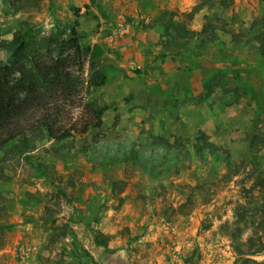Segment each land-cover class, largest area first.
Returning a JSON list of instances; mask_svg holds the SVG:
<instances>
[{"label":"rangeland","instance_id":"obj_1","mask_svg":"<svg viewBox=\"0 0 264 264\" xmlns=\"http://www.w3.org/2000/svg\"><path fill=\"white\" fill-rule=\"evenodd\" d=\"M197 1L0 0L1 61L17 30L39 39L76 24L107 75L92 95L101 129L0 149V264H264V55L235 33L201 48L167 31L198 32L205 11L183 16ZM231 2L230 29L260 16L261 0ZM168 143L183 156L150 162ZM209 143L229 161L207 149L200 161L192 146Z\"/></svg>","mask_w":264,"mask_h":264},{"label":"trees","instance_id":"obj_2","mask_svg":"<svg viewBox=\"0 0 264 264\" xmlns=\"http://www.w3.org/2000/svg\"><path fill=\"white\" fill-rule=\"evenodd\" d=\"M231 3V0H198L191 11L183 14L192 19L196 13L205 11L198 32L187 30L184 24L169 23L165 27L167 31L173 29L191 38L197 35L201 48L216 43L218 32L235 33L240 37L238 41L244 38L245 44L264 55V0H261L260 16L237 31L228 27L229 21L224 15ZM3 48L10 61L0 60V149L6 147L9 152L19 154L31 147V137L60 142L81 138L102 128L105 106L92 95L106 83L107 75L98 55L82 47L76 24L68 34L55 31L39 39L17 30L3 43ZM95 148L90 145L82 153ZM192 148L200 161L205 158L204 149L215 160L229 161L228 153L211 143L194 144ZM142 150L116 148L123 158L131 156L134 161L139 159ZM148 153L152 163L157 160L163 163L169 156L176 160L183 156L176 144L169 143L162 152L151 149ZM230 176L229 172L223 175ZM255 184L264 192V177L257 175ZM240 264L257 263L243 258Z\"/></svg>","mask_w":264,"mask_h":264}]
</instances>
